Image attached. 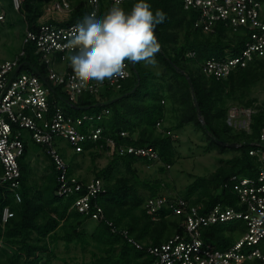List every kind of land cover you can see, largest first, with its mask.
<instances>
[{"label":"trees","instance_id":"obj_1","mask_svg":"<svg viewBox=\"0 0 264 264\" xmlns=\"http://www.w3.org/2000/svg\"><path fill=\"white\" fill-rule=\"evenodd\" d=\"M22 1L20 11L25 14L28 28L37 30L47 11L49 4L46 3L52 0ZM67 1L72 6L70 18L64 22L50 19L47 21L48 25L69 27L75 25L85 11H90L87 0H75L74 5L71 0ZM135 2L136 0H128L121 7L130 11ZM149 2L154 10L162 9L167 14L165 22L158 25L155 30L161 45V50L155 57L157 63L154 66L156 70L159 69L155 74L151 69L139 67L135 63L131 69L132 77L123 83L121 91L110 90L100 98L85 94L76 105L69 101L64 92L62 93V87H54L58 95L57 105L74 119L82 118L86 114L99 115L105 109L110 111L105 120L95 123L96 126L104 128L103 139L98 145L85 144L82 155L97 156L96 146H101L111 153L112 148H107L106 140L113 139L117 147H154L160 160H149L136 154L121 157L113 150V161L104 169L98 170L94 177L102 180L105 185V192L91 203L92 212L98 204L104 213L105 219L96 223L74 208L76 199L84 195V192L68 198L59 197L57 182L59 172L52 161L51 166L47 168L50 173L45 179V184L39 186L30 181L29 174L32 168L31 164L25 163V159L31 140L25 139V154L20 160L22 176L19 189L10 190L9 185L3 184L0 180V258L1 254L6 255L8 264H53V259L57 255L52 246L56 247L60 242H64L67 247L75 244L83 248L94 243L103 255L93 264H119L121 260L123 264H153L154 259L125 240L121 232L128 231L140 244L157 246L174 235L183 233L182 224L185 218L177 217L171 210L163 208L157 214L159 220L153 221L146 208L149 200L164 196L169 200L179 197L193 203H205L209 208L220 202L236 207V198L223 186L235 175L254 176L257 161L250 156V151L253 149L252 143L258 140L264 127V107L259 108L254 101L243 106L245 109L257 110L250 125V132L235 133V129L228 124V117L231 110L230 101L237 90L250 87L260 77L264 79V60L256 58L246 68L239 67L234 70L227 79L209 76L205 70L207 62L212 58L240 56L245 48V36L233 32L226 24L219 22L215 23L213 32L196 28L195 22L199 12L196 9L186 10L184 0ZM109 6L103 1L101 14H104ZM25 50V56L21 59L22 71L46 78L47 66L44 63L38 66L31 60L32 54H35L41 61V57L36 54L37 47L29 44ZM67 63L71 65L69 58ZM72 70L74 71L73 68ZM196 101L204 122L199 119ZM76 107L91 109L80 111L76 110ZM74 111L78 113L76 116L72 115ZM158 123L161 127L157 129ZM89 127L90 125L86 124L84 129ZM189 127L205 136L208 141L206 146L208 152L216 149L229 152L235 149L239 154L211 175L213 180L211 176L200 177L185 192L163 196L161 192L169 185H164L158 180L142 181L137 165L145 164L151 168L157 165L158 171L162 174L168 172L177 158L175 142L178 141L175 140V136ZM122 132H128L131 138L122 137ZM169 132L172 134L168 135ZM221 142L237 144L239 147H224L220 145ZM38 146L47 153L45 146ZM121 167L133 177V181L128 176L120 178L114 176L115 170ZM3 172L4 168L0 162V176ZM69 175L76 177L83 185L90 182L79 175H74V172H70ZM140 186L149 191V195L141 194ZM17 194L21 196V202L17 201ZM7 207L11 209L14 217L3 225L2 216ZM90 222L94 223L92 231L88 228ZM109 223L119 230V234L112 231ZM241 226L243 233L244 224ZM217 228L214 226L207 229L204 233L205 239L217 248L232 245L235 238L225 237ZM7 247L14 250L12 254L8 252ZM0 264L6 263L0 260Z\"/></svg>","mask_w":264,"mask_h":264},{"label":"built area","instance_id":"obj_2","mask_svg":"<svg viewBox=\"0 0 264 264\" xmlns=\"http://www.w3.org/2000/svg\"><path fill=\"white\" fill-rule=\"evenodd\" d=\"M103 1L109 7L115 2L87 0V5L90 11L95 9L101 14ZM127 1L121 0V6ZM22 3V0H12L16 11L21 10ZM184 6L186 10L196 9L199 12L196 28L213 32L215 23L219 22L246 38L245 48L240 56L212 58L207 62L205 70L209 76L226 79L234 70L239 67L246 68L256 58L264 60V0H184ZM50 8L54 14L61 16L54 20L64 22L70 18L72 6L67 0L56 1ZM0 12V21L5 22L7 15L1 2ZM47 21H40L37 30L28 28L25 37V47L29 44L35 45L36 54L47 66L46 78L22 71L21 59L25 56V48L15 60L0 61V162L4 168L0 180L3 184H8L10 190L19 189L22 176L20 160L25 154V139H30L47 148V155L59 172V197L68 198L84 192V195L76 199L74 208L98 223L105 219L103 210L97 204L92 212L91 203L105 192L104 182L93 179L83 185L76 177L70 176L69 166L56 143L67 142L77 153H83L87 143L98 145L103 139L104 128L96 126L95 123L105 120L110 111L105 109L99 115L86 114L82 118L74 119L57 105L58 95L54 86L62 87V93L76 105L85 94L100 98L110 90L121 91L123 83L132 77V66L126 61L124 75L111 80H83L67 63L68 33L74 25L51 26ZM230 111L229 118H243L244 122H248V130L257 113L253 108H236ZM86 124L90 127L84 129ZM160 126L158 123V127ZM121 136L131 138L128 132H122ZM136 138L137 136L134 140ZM106 142L107 148H112V152L115 150L118 156L136 154L149 160H160L154 147H117L113 139H107ZM252 145L250 156L257 161L254 176L235 175L223 186L236 198V207L220 202L209 208L205 203H193L179 197L173 200L165 196L151 199L146 203V208L153 221L159 220V211L163 208L169 209L175 216L185 218L182 224L183 233L176 234L157 246L136 242L128 231L121 232L124 239L150 255L154 259L153 264H264V127L258 140ZM16 197L21 202V196L17 194ZM13 217L11 209L5 208L3 225ZM238 222L244 224V231L230 246L217 248L204 237L205 231L211 227ZM109 225L114 233L119 234V230L112 223Z\"/></svg>","mask_w":264,"mask_h":264},{"label":"rangeland","instance_id":"obj_3","mask_svg":"<svg viewBox=\"0 0 264 264\" xmlns=\"http://www.w3.org/2000/svg\"><path fill=\"white\" fill-rule=\"evenodd\" d=\"M71 1L74 5L75 0ZM0 2L2 3L7 15L5 22L0 21V61H13L20 56L25 48V37L28 30V22L23 12L16 11L14 9L11 0H0ZM54 2H56V0L46 3L49 4V8L47 7V11L41 21H47L50 19L58 20L59 17H61L51 11L50 6H52ZM31 60L38 66L42 64V60L40 61L35 54H32ZM137 65L139 67L144 66L145 68L151 69L154 74L159 70L158 67V70H156L155 66L145 64L144 62H138ZM258 73L261 74L260 72ZM106 92L107 91L105 90V93ZM108 93L109 92H107V94ZM250 101H254L256 106L259 108L264 107V79H261V77L250 87L245 89L239 88L237 90L236 95L230 101L231 111L232 109L246 106V104ZM72 113L74 116L78 114L75 111ZM228 124L235 129V133L246 130L248 131V122H244L243 118L233 120L228 117ZM23 133L28 137L27 133ZM175 140L178 141L175 142L177 147V158L175 159V164L165 174L158 171L157 165L152 166V168L145 164L137 165L140 170L139 177L142 181L158 180L164 185H169L166 190L161 192L163 196L167 194L178 195L185 192L187 188L198 178H207L208 176L215 174L221 166L226 165L228 160L239 154V151L235 149H233V151L229 150V152H223L220 149L208 152L206 150V146L208 144L207 139L202 133L198 131L196 132L193 127H189L187 130L178 133V135L175 136ZM56 147L68 161L69 165L70 163L73 164L70 167V171L84 179L93 180L95 173L98 170L100 171L107 167L114 159V156L110 154L108 150H105L100 146L95 148V150L98 151V155L95 157L88 154H77L69 146V144L64 141H58L56 143ZM25 163L28 165L31 164L32 169L31 174H29L30 181L37 183L39 186L45 184V179L50 173L47 167L51 166V159H49V156L44 149L30 141ZM114 176L119 178L128 176V178L133 181V177L129 175L123 167L116 169ZM139 191L143 195H149V191L144 189L142 186L139 187ZM196 197L197 195L193 198V200ZM51 214L55 216L54 213ZM241 224V222H238L218 225L217 230L220 234L222 231L225 237L229 238L233 236V238L237 240L242 236ZM93 225V222L88 223L89 231L93 230ZM219 229L221 230L219 231ZM94 245L95 244L92 243V245L87 248H83L81 245L75 244L67 247L64 242L56 244V247L53 245L52 248L55 249L57 255L56 258L53 259V264L96 263L100 256L103 255V252ZM7 248L8 252L12 254L14 250L12 251L10 250L11 248ZM0 260H3L4 263L8 264V257L6 255L1 254ZM119 264H123V260H121Z\"/></svg>","mask_w":264,"mask_h":264},{"label":"clouds","instance_id":"obj_4","mask_svg":"<svg viewBox=\"0 0 264 264\" xmlns=\"http://www.w3.org/2000/svg\"><path fill=\"white\" fill-rule=\"evenodd\" d=\"M166 19L167 14L154 10L149 0H136L130 11L121 7V0H115L104 14L85 11L69 30L67 57L75 73L86 81L122 76L126 61L131 66L138 62L154 66L161 50L155 30ZM66 162L70 173L71 165Z\"/></svg>","mask_w":264,"mask_h":264},{"label":"water","instance_id":"obj_5","mask_svg":"<svg viewBox=\"0 0 264 264\" xmlns=\"http://www.w3.org/2000/svg\"><path fill=\"white\" fill-rule=\"evenodd\" d=\"M132 65L134 66V64L132 63ZM189 82L191 83V80L189 79ZM193 88V86H192ZM195 105H196V108H197V111H198V115H199V119L204 122L203 120V115H202V112L200 110V107L197 103V101L195 102ZM91 108L89 107H86V108H82V107H76V110H80V111H88L90 110ZM220 145L224 146V147H229V148H236V147H239L238 145L236 144H227V143H224V142H221ZM211 180H213V177H211Z\"/></svg>","mask_w":264,"mask_h":264},{"label":"crops","instance_id":"obj_6","mask_svg":"<svg viewBox=\"0 0 264 264\" xmlns=\"http://www.w3.org/2000/svg\"><path fill=\"white\" fill-rule=\"evenodd\" d=\"M48 168V167H47ZM86 179V178H85ZM89 180V179H88ZM92 180V179H91ZM90 181V180H89Z\"/></svg>","mask_w":264,"mask_h":264}]
</instances>
